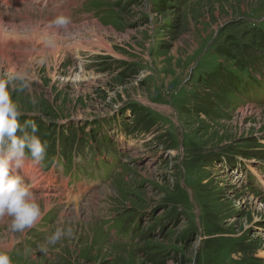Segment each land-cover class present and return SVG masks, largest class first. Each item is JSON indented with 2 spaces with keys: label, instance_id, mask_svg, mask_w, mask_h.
<instances>
[{
  "label": "rangeland",
  "instance_id": "1",
  "mask_svg": "<svg viewBox=\"0 0 264 264\" xmlns=\"http://www.w3.org/2000/svg\"><path fill=\"white\" fill-rule=\"evenodd\" d=\"M59 14L72 24L54 56L42 29ZM0 17L18 34L0 31V74H33L36 104L13 92L20 122L61 164L22 171L52 207L24 233L0 221L12 264H264V0H0ZM71 168L95 183L75 199L56 176ZM57 227L73 235L47 244Z\"/></svg>",
  "mask_w": 264,
  "mask_h": 264
},
{
  "label": "clouds",
  "instance_id": "2",
  "mask_svg": "<svg viewBox=\"0 0 264 264\" xmlns=\"http://www.w3.org/2000/svg\"><path fill=\"white\" fill-rule=\"evenodd\" d=\"M71 24L68 16L59 14L51 21L50 27L68 32ZM43 42L46 48L54 50L58 44L57 33H49ZM45 63L41 59L40 64L43 66ZM34 82L30 71L15 65L0 74V221L10 218L11 230L20 233L35 227L44 215L36 195L30 185L25 183L21 173L27 154L39 164L45 158L46 146L37 135L39 128L34 122L25 121L21 124L20 117L24 113L13 99V92L27 93L31 103L36 104V98L32 96ZM72 235L70 227H57L47 237V244L55 245L65 236ZM41 249L46 251V246L41 245ZM0 264H12L5 250H0Z\"/></svg>",
  "mask_w": 264,
  "mask_h": 264
},
{
  "label": "bare ground",
  "instance_id": "3",
  "mask_svg": "<svg viewBox=\"0 0 264 264\" xmlns=\"http://www.w3.org/2000/svg\"><path fill=\"white\" fill-rule=\"evenodd\" d=\"M6 1H9V0H6ZM6 4V3H5ZM33 9V8H32ZM36 12V11H35ZM1 18V17H0ZM29 20V19H28ZM31 25H32V23H31ZM41 25V24H40ZM42 26V28L44 27L43 25H41ZM46 26V25H45ZM31 27V26H30ZM16 28V27H15ZM46 28H47V26H46ZM50 28V27H49ZM31 31L30 32H28V33H25V34H23V37L26 39V40H28V43H30V45H34V46H36V45H39L40 43H41V38H39L40 36H41V32H40V30L39 29H41L40 27H37V26H34L33 28L31 27ZM30 30V29H29ZM0 31L2 32V34H3V37L4 38H9V37H11V36H14V37H17V35L18 34H15V35H13L14 33H6L3 29H2V27L0 26ZM20 31V30H19ZM53 31H55L56 33H57V41L58 42H61V41H63V40H65V34H63V33H61V32H59L58 30H56V29H48V30H46V29H42V34L44 33V35L46 36V35H48L49 33H51V32H53ZM13 32V31H12ZM20 35V34H19ZM73 35V34H72ZM71 35V36H72ZM85 35V34H84ZM6 36V37H5ZM74 36H76L75 35V33H74ZM43 37V36H42ZM18 38V37H17ZM74 39V38H73ZM77 39V38H76ZM82 41V40H81ZM44 44V43H43ZM79 44V43H78ZM60 45H62V44H57V47L54 49V50H50L49 49V51H51V53H52V55H54V56H56L59 52H60V49H61V46ZM81 45V44H80ZM33 46V47H34ZM77 46V45H76ZM82 46V45H81ZM104 46H106V47H108L109 48V46L108 45H104ZM4 47H5V50H6V53L9 51L7 48H8V45H4ZM44 49L46 48L45 46L43 47ZM43 49V50H44ZM31 50V49H30ZM36 50V49H35ZM39 50V49H38ZM42 50V49H41ZM41 50H39V51H41ZM34 52V51H33ZM48 52V51H47ZM26 53L28 54V55H30V52L29 51H26ZM32 53V52H31ZM27 175H30L29 173H26ZM49 182H51V181H49ZM41 197V198H40ZM40 197H37V202L39 203V201L42 199L43 200V206H44V209H50L51 207H52V200L49 198L50 196H48V195H43V196H40ZM72 197V199H75V198H77L78 197V195H76L75 193H71V196H70V198ZM98 200L96 199L95 200V202H97ZM71 213H73V214H75V216L78 218V217H81V212H80V210H79V208H75V210L73 211L72 209H64V210H62L61 211V215H60V220H63L65 217H67V216H69V215H72ZM260 257L261 258H264V251H261L260 252Z\"/></svg>",
  "mask_w": 264,
  "mask_h": 264
},
{
  "label": "trees",
  "instance_id": "4",
  "mask_svg": "<svg viewBox=\"0 0 264 264\" xmlns=\"http://www.w3.org/2000/svg\"><path fill=\"white\" fill-rule=\"evenodd\" d=\"M90 1H93V0H90ZM110 1H112V0H110ZM121 1H122V0H120V2H121ZM110 18H111L110 21H112V20H114L115 17H114V15H111ZM246 87H247V85L244 86V88H246ZM135 105H136V104H135ZM132 108H133V109H132ZM136 108H137V105H136V106H134V105L131 106V112L134 113ZM133 113H132V114H133ZM134 114H135V113H134ZM28 121H31V120L29 119ZM58 121H59V120H58ZM131 121L134 122V123H133L134 127H137V123H136L137 121L135 122L134 119H132ZM60 122H61V121H60ZM55 126L58 128V130L61 129V127H62V125H60L59 122L56 123ZM58 135H59L60 141L62 142V141H63V139H62V137H61V136H62V132L59 131V133L57 134V136H58ZM73 136H74V135H73ZM208 240H209V239H207L206 242L214 243L212 240H209V241H208ZM208 248H209V247H208ZM225 254H226V255H225ZM220 256H221L222 258H226V256L229 257L228 254H227V252H226V253H225V252H220Z\"/></svg>",
  "mask_w": 264,
  "mask_h": 264
},
{
  "label": "crops",
  "instance_id": "5",
  "mask_svg": "<svg viewBox=\"0 0 264 264\" xmlns=\"http://www.w3.org/2000/svg\"><path fill=\"white\" fill-rule=\"evenodd\" d=\"M66 180V178H63L62 179V181H65ZM85 184H88V183H85ZM92 187V185H89V188H91Z\"/></svg>",
  "mask_w": 264,
  "mask_h": 264
}]
</instances>
